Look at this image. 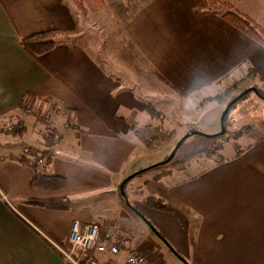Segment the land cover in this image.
I'll return each mask as SVG.
<instances>
[{
	"label": "crops",
	"instance_id": "1",
	"mask_svg": "<svg viewBox=\"0 0 264 264\" xmlns=\"http://www.w3.org/2000/svg\"><path fill=\"white\" fill-rule=\"evenodd\" d=\"M103 2L81 14L69 0H0V192L17 210L0 193V264H71L60 248L68 247L76 218L100 231H125L103 216L101 199L116 194L135 153L156 137L151 122L159 113L147 107L161 100L157 93L188 95L235 76L264 91V44L221 16L232 10L264 30V0ZM46 30L60 36L37 61L19 42ZM120 43L133 53L109 51ZM108 59L116 71L107 69ZM16 121L20 127L6 132ZM139 123L142 132L134 128ZM51 127L60 139L45 151ZM243 139L248 143L231 161L145 183L173 211L163 213L165 231L194 237V264H264L263 127ZM26 146L45 151L41 170L20 161ZM34 168L64 177L65 186L31 187ZM88 258L108 260L94 249Z\"/></svg>",
	"mask_w": 264,
	"mask_h": 264
},
{
	"label": "rangeland",
	"instance_id": "2",
	"mask_svg": "<svg viewBox=\"0 0 264 264\" xmlns=\"http://www.w3.org/2000/svg\"><path fill=\"white\" fill-rule=\"evenodd\" d=\"M220 7L219 4H216V6L209 5L208 9L216 10ZM89 9L92 8L87 6L84 12H78L85 14ZM76 10L78 9L76 8ZM111 46L112 48L110 47L109 51L114 53H133L131 46L127 43ZM140 63L145 64L142 60ZM106 64L107 69L117 70L116 60L108 59ZM157 94L162 101L153 98L150 103L159 113V118L151 122V128L155 130L156 137L147 139L145 146L138 153H135L133 156L134 166L131 169L132 171L127 174L128 176L141 171L130 178L124 187L127 201L131 205L125 201L120 202L119 199L122 195L117 187L116 194L103 196L101 199L106 208L103 216L114 218L117 226L125 230L120 231V235L127 239L122 245V254H126L128 247L138 248L140 246V251L152 255L153 264H194V256L196 255L194 252L195 244L192 243L194 237H186L183 232L187 231H178L175 228L173 231H165L163 213L173 211L170 208L169 210H158L141 201V198L148 195L144 187L145 183L151 179V176L154 178L155 174V180H158L159 176L166 171H170V180L174 181L196 174L206 167H213L215 164L214 158H218L219 154H216L214 158L211 156L210 160L208 155L214 150L227 156L228 160L224 162L236 158L237 156H234V153L244 149V145L248 143V140L243 138L246 135L250 138L258 136L260 128L263 127L264 129V123H261V118H264V91L249 83L248 76L241 78L235 76L225 78L217 84L215 83L208 86V88L197 90L188 95L172 91L170 95L166 94V98L162 99V94ZM233 99H236L235 105L232 106L234 104L232 103L231 108H228L229 111L227 110V114L225 113V135L212 137V135L220 132L221 115L227 104ZM28 108H23V112L27 113ZM20 125L21 123L16 121L12 124V127H14L12 131L18 129ZM48 126L46 125V127ZM136 127L137 131L142 132L144 130L143 123H139L134 128ZM5 130L6 132L11 131L8 127ZM192 131L198 133H190ZM186 134L187 136L190 135L186 136L174 157L165 163L164 160ZM51 144L52 142L49 139L46 146ZM155 199L162 200V203L169 207L163 197L156 194ZM112 200L118 201V207L113 206ZM142 207L149 210L143 212ZM192 227L189 229H192ZM153 228L161 235L157 234V231H154ZM108 232L114 233L116 231ZM164 236L175 244L176 247L166 240L178 254L171 250L170 245H167ZM109 262L106 260L102 264H109Z\"/></svg>",
	"mask_w": 264,
	"mask_h": 264
},
{
	"label": "trees",
	"instance_id": "3",
	"mask_svg": "<svg viewBox=\"0 0 264 264\" xmlns=\"http://www.w3.org/2000/svg\"><path fill=\"white\" fill-rule=\"evenodd\" d=\"M69 1L71 2V4L75 8L78 9L77 11H82V12H84L86 10L87 6H89L91 8H99V7H102L103 3H104L103 0H69ZM221 16L227 22H229L230 24L235 26L237 29L244 32L246 35H248L249 37H251L255 41H257L261 44H264V30L262 28H260V26L257 25L253 20H251L248 17L241 15L235 11H232V10L224 11ZM59 34L60 33L57 30H46V31L38 32V33H35V34L21 38L19 44L30 56H32L34 59L39 61L40 60L39 57L43 53L49 51L50 49H52L57 44ZM234 105H235V103L232 104V106H234ZM230 108H231V106L229 107V109ZM229 109H228V111H229ZM147 111H148V113L152 114L153 116H155L157 114V111L151 105H148ZM227 112H226V114H227ZM226 114L223 117V127H225L224 133L222 135L216 134L212 137H221V136L225 135V133H226V117H225ZM121 127L125 128V127H127V125L123 121H121ZM183 141L178 146L176 152L182 146ZM219 150H220V148H219ZM240 152H242V150L236 151L234 153V156H238V154ZM216 154L217 155L219 154L218 158H214V156ZM211 156L214 158V162H215L214 165L220 164V163L228 160L227 156L223 155L219 151L217 152V150L212 151L211 154L208 155L209 160L212 158ZM20 161L23 163L28 162V160H26V159H21ZM167 172L168 171H166L165 173H167ZM30 185H31V187H33L35 189H39V190L58 191V190H61L65 186V179L62 176L53 175V174H46V173H43L40 170L34 168L33 176L30 179ZM121 200L127 201L125 191H124V195L121 196ZM141 201L146 203L148 206L153 207V208L158 209V210H163V209L169 210V207L165 203L163 204L162 200L155 199L154 194H148L146 197L142 198ZM127 202L129 203V201H127ZM132 207L134 208L133 205H132ZM122 238H123V243L125 241H127V239L124 238L123 236H122ZM121 249H123V246L121 247ZM171 250H173V252L177 253L174 249H171Z\"/></svg>",
	"mask_w": 264,
	"mask_h": 264
},
{
	"label": "built area",
	"instance_id": "4",
	"mask_svg": "<svg viewBox=\"0 0 264 264\" xmlns=\"http://www.w3.org/2000/svg\"><path fill=\"white\" fill-rule=\"evenodd\" d=\"M13 128L12 125L8 127L9 130ZM45 134L48 140L50 139L52 142L45 149L51 150L53 145L59 141L60 132L54 127H51L47 129ZM44 152L43 150L39 151L26 146L22 149L21 158L28 160L41 170L45 163ZM0 193L3 199L10 205L11 203L5 194ZM10 206L15 209L12 204ZM67 243L68 247L65 249L60 248V250L71 264H100L97 260L88 258V253L93 249L99 253L106 254L108 261H110L109 264H153L151 255L138 249H126L127 252L123 258L121 260L118 259L122 251V235L118 231L114 233L108 232L107 230L100 232L98 225L83 223L77 218L70 225Z\"/></svg>",
	"mask_w": 264,
	"mask_h": 264
},
{
	"label": "water",
	"instance_id": "5",
	"mask_svg": "<svg viewBox=\"0 0 264 264\" xmlns=\"http://www.w3.org/2000/svg\"><path fill=\"white\" fill-rule=\"evenodd\" d=\"M240 96H241V95H240ZM235 100H236V99H233L229 104H227L226 108L224 109V111H223V113H222V115H221V118H220L221 130H220L219 133H217V134H219V135H222V134L224 133L223 117H224L225 113L227 112L228 108L230 107V105H231L232 103H234ZM190 133H198V132H197V131H192V132H190ZM215 135H216V134H215ZM186 136H187V134H186L185 136H183V137L178 141L177 145L174 147V149L171 151V153L168 155V157L164 160L165 163L172 159V157L174 156V154H175V152H176V150H177L179 144H180V143L186 138ZM212 136H214V135H212ZM142 171H143V170H142ZM138 172H141V171H138ZM138 172H135V173H132V174L126 176V177L120 182V184H119V186H118V189H119V193H120L122 196L124 195V186H125L126 182H127L130 178H132L135 174H137ZM125 202H127V201H125ZM153 230L156 231L155 228H153ZM156 233H157V232H156ZM169 247H170L171 249H173L171 246H169ZM172 251H173V250H172Z\"/></svg>",
	"mask_w": 264,
	"mask_h": 264
},
{
	"label": "flooded vegetation",
	"instance_id": "6",
	"mask_svg": "<svg viewBox=\"0 0 264 264\" xmlns=\"http://www.w3.org/2000/svg\"><path fill=\"white\" fill-rule=\"evenodd\" d=\"M157 234H160L158 231H157ZM161 235V234H160ZM168 245H169V243H168Z\"/></svg>",
	"mask_w": 264,
	"mask_h": 264
}]
</instances>
